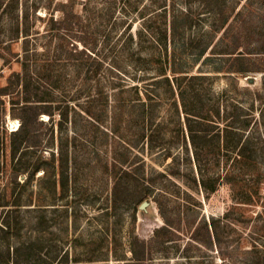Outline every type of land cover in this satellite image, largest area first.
<instances>
[{"label": "rangeland", "instance_id": "obj_1", "mask_svg": "<svg viewBox=\"0 0 264 264\" xmlns=\"http://www.w3.org/2000/svg\"><path fill=\"white\" fill-rule=\"evenodd\" d=\"M237 20L248 34L241 33L243 51L259 52L264 0H3L0 88L9 94L0 97V227L10 223L12 246L38 245L46 264L65 258L119 264L123 253L130 256L132 232L148 240L165 220L174 242L157 250L151 264H243L245 241L263 244L256 232L264 227V199L234 206L244 196L238 185L260 182L264 194V167L253 171L251 159L238 164L236 151L226 144L215 149L212 135L246 124L243 140H250L253 156L264 151V110L256 96L264 85V54L247 57L251 72L236 75ZM184 76L179 87L175 78ZM181 88L188 98L194 91L190 110L221 108L212 128L198 125L199 161L186 125L196 120L183 111ZM25 92L48 100L40 110L50 108L53 116L40 115L39 147L12 159L10 135L20 126ZM124 167L137 175L122 177ZM201 176L216 184L214 192L198 184ZM116 180L129 186L128 200L121 189L113 192ZM148 190V205L136 210L135 198ZM212 218L222 219L220 242L209 244L204 232L203 241H192Z\"/></svg>", "mask_w": 264, "mask_h": 264}, {"label": "trees", "instance_id": "obj_2", "mask_svg": "<svg viewBox=\"0 0 264 264\" xmlns=\"http://www.w3.org/2000/svg\"><path fill=\"white\" fill-rule=\"evenodd\" d=\"M253 1V0H250ZM3 6V0H0V9H2ZM240 16L239 13L237 15V17ZM241 20H237L234 30H235V51H233L231 54L235 55V61L238 62L237 64V69L235 70V73L238 77H246L248 75V72H251V70H248L246 67V58L251 56V55H258V54H264V46L262 47V45H264V42L262 45H260L257 50H259V52L254 53V52H250V51H243V49L245 50L246 48H244L245 46H243L242 44V40H241V33L242 31L245 32L246 35L247 32L245 29H242V21ZM238 32V33H237ZM241 42V43H240ZM1 46V43H0ZM254 51H256V49H254ZM264 72V70H263ZM186 76H184V78H180L177 77L175 78V81L178 85H180L179 87H182L181 83L183 81V79H185ZM200 77H204V76H190L188 78V80H194ZM165 81H169L168 78H166ZM263 84V83H262ZM25 88L27 89V85L25 86ZM8 87H4V88H0V97L8 95ZM194 91L190 92V96L192 98L190 99L187 97V92L185 90V88H181L180 90V100L182 103V107H183V111L184 113H186L187 117L188 114L194 116L195 118V126L193 127L189 122L187 125V128L190 130V135H191V141L192 144L194 145V159L196 161H199V142L198 140L200 139V129L198 128V125H201L203 123L209 124V121H211V118L215 116L220 117L221 114V108L218 104L216 110L214 112H212V114L210 113H203L201 112L197 107H193V110H190V108H187L188 105V100L190 99V101H193L196 103V97L195 94L193 93ZM262 93H264V85H262L260 87L259 90H256V96L258 99H261V103L263 110H264V98L262 96ZM37 96H35L34 98H31V96H29V93L25 92V96L23 98V105H22V112L21 114L18 116L19 120H20V126L19 128L12 132V134L10 135V137L12 138V141H10L9 143V149H10V157L13 159L16 158L17 155H21V153L23 151H28L29 149H33V148H38L40 145V140H39V135L36 132V126L38 123L40 122V115L41 114H47L50 118H52L53 116V111L50 108H44V110H40V103H44L47 102L48 100H46L45 98H36ZM139 115H141V118L143 116L144 119V114H145V110L142 108L139 111ZM210 114V115H208ZM63 119H67V112L66 114H63ZM236 123V122H235ZM210 126L212 124H209ZM208 125V126H209ZM212 128V126H211ZM214 128V126H213ZM247 126L246 124H237L236 126L234 124V126H224L222 128V130L218 129V131L212 135L216 136V145L214 146V148L221 151V148H224L225 144L226 147H230L232 150L236 151V158L235 161L239 162L238 164L241 163H245L243 162L245 159L246 160H250L252 161V170H256L257 166H263L264 167V154H262V152L264 153V151L260 152L259 155H254V149L250 148L251 146V142L250 140L246 137L243 140V136H244V132L246 130ZM205 138L207 139L206 142L209 140L208 138V130H205ZM229 135H233L232 137V142L230 144L229 142ZM202 139V138H201ZM196 140V141H195ZM226 140V141H225ZM252 151L250 155H247L246 152ZM25 155V154H24ZM259 157V158H258ZM176 158V157H174ZM177 159V158H176ZM18 162V159H17ZM41 167V163L38 161L37 163L34 164L33 170L31 172V174L29 175V179L28 182L31 181L32 176L35 174L36 171L39 170V168ZM123 174L124 176L122 177H132V176H136V173H132L131 171L127 170V167L123 168ZM252 171V172H253ZM19 172L16 171L15 175H14V181L16 180V176ZM177 170L172 171V172H168L167 174L169 175H176ZM167 174L165 173H161L159 174L161 177H167ZM115 179H121L120 177L115 178ZM142 179H147L148 178H143ZM138 180V179H137ZM195 183H197L196 180H194ZM27 182V183H28ZM260 182H256L253 183L252 185H238L236 191L238 193H243V198H238L237 200V204L234 206L237 210H241L239 209L240 205H246V206H253V205H257L261 199H264V194H262V192H260ZM119 184V185H118ZM198 184H200V186L205 190V191H210V192H214L216 190V184H209L207 183V180L203 178V176H201V178H199L198 180ZM264 185V181L261 182V185ZM126 184H121L120 181L116 180V184H114L113 186V192H118L119 189H121L123 192L122 194L126 195L125 199L128 200L129 195H128V191ZM209 189V190H208ZM150 196H151V191H141L139 193V195L135 198V209L137 210V206L139 204H141L144 201H149L150 200ZM155 199V198H154ZM125 201V200H124ZM155 201V200H153ZM126 202V201H125ZM16 205V204H14ZM264 202L263 204L260 202L259 206H262V210L261 212L264 214ZM261 215V214H260ZM227 216V215H226ZM226 216H224V218H226ZM165 218V216H164ZM223 218V219H224ZM133 219H136V215L133 216ZM241 219V218H240ZM239 218H237V222L238 221H243L240 220ZM222 219H210L209 221H203V223L201 224L200 227L196 228L194 230V234L191 235V240L195 241V242H199V241H203L204 238H201L200 233L204 232L207 234L208 237V243L212 244L214 243H219L220 239H219V225L221 223ZM173 228H172V224L170 222H167V220H165V223L163 226H160L159 228L155 229L154 232L152 233V235L150 236V238L148 240H143L141 238H139L138 236H136L134 234V232H132L133 234H131L130 238H129V243H128V252L130 254V256H126V254H122L121 256H119L117 258V261H119V264H151L152 263V256L154 255V253H157L159 251V249L161 250L162 247L164 245H166L167 243H173L174 239L171 237V235L173 236ZM0 231L2 233V239L6 240V241H2L0 243V246H2L4 248V251H0V264H10L15 263H25V264H46L45 262L42 263L40 262V252L37 251L34 247L38 246L36 244L30 243V242H20V244H18V246H12L11 242H10V238L12 239L14 232H11V228H10V223L9 222H4V224L0 227ZM257 239L259 238V242L263 243L262 245H258L257 241L254 239H251L250 241H245L247 245L250 246V248L245 249L244 254H246L247 256L243 259V264H264V227L260 230L257 231ZM206 237V238H207ZM11 248H13L14 254H21L22 258L21 260H13L12 254H11ZM158 250V251H157ZM35 257V258H34ZM67 258L65 259H59L56 261V263L58 264H68ZM95 259H99L98 257H95L94 259H91L90 261L94 262V261H98ZM53 262H49V264H52Z\"/></svg>", "mask_w": 264, "mask_h": 264}, {"label": "water", "instance_id": "obj_3", "mask_svg": "<svg viewBox=\"0 0 264 264\" xmlns=\"http://www.w3.org/2000/svg\"><path fill=\"white\" fill-rule=\"evenodd\" d=\"M148 205V201H144L140 204L139 209L140 210H145L146 206Z\"/></svg>", "mask_w": 264, "mask_h": 264}, {"label": "bare ground", "instance_id": "obj_4", "mask_svg": "<svg viewBox=\"0 0 264 264\" xmlns=\"http://www.w3.org/2000/svg\"><path fill=\"white\" fill-rule=\"evenodd\" d=\"M15 129H17V126H16V128Z\"/></svg>", "mask_w": 264, "mask_h": 264}]
</instances>
